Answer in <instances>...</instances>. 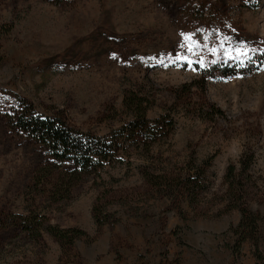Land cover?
Instances as JSON below:
<instances>
[{
  "label": "rangeland",
  "instance_id": "obj_1",
  "mask_svg": "<svg viewBox=\"0 0 264 264\" xmlns=\"http://www.w3.org/2000/svg\"><path fill=\"white\" fill-rule=\"evenodd\" d=\"M0 21V264H264V0H0ZM134 96L173 130L96 172L10 127L27 105L110 137ZM228 168L258 218L238 250Z\"/></svg>",
  "mask_w": 264,
  "mask_h": 264
},
{
  "label": "trees",
  "instance_id": "obj_2",
  "mask_svg": "<svg viewBox=\"0 0 264 264\" xmlns=\"http://www.w3.org/2000/svg\"><path fill=\"white\" fill-rule=\"evenodd\" d=\"M6 28L7 26L1 24L0 21V34H6ZM263 63L261 55L255 56L251 64L253 71L260 69ZM217 70L222 73L223 78L234 74V72L228 73L231 71L228 67L221 68L215 64H207L199 71L201 81L205 82V77H212ZM124 105L131 109V118L127 123L113 130L110 137H92L77 132L59 118L35 115L27 105L20 112H14L10 119V127L26 139L33 141L51 159L69 165L74 177L83 172H96L102 169L106 161L119 153L120 145L123 143H138L148 152L157 139L173 130L174 122L169 115L149 121L146 118V107L137 96L131 97L128 102L124 100ZM226 180L230 185L228 198L233 202V205H229L228 209H237L241 214L240 222L234 231L238 237V248L236 249L238 250L246 239L256 243L254 237L258 231V218L242 207L245 188L244 185H241L240 175L228 168ZM187 183L190 186L193 184L189 181ZM23 220L25 221L24 229L27 227L29 230L33 229L30 227L35 225V220ZM37 225L41 227V224ZM47 231L58 241L67 237L66 232H60L54 228H48ZM35 232H37V228ZM70 233L74 238L80 235L78 232Z\"/></svg>",
  "mask_w": 264,
  "mask_h": 264
}]
</instances>
